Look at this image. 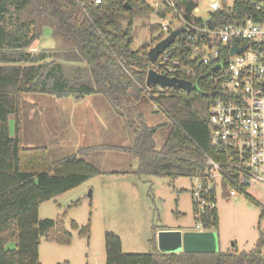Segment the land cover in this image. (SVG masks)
<instances>
[{"label": "trees", "instance_id": "16d2710c", "mask_svg": "<svg viewBox=\"0 0 264 264\" xmlns=\"http://www.w3.org/2000/svg\"><path fill=\"white\" fill-rule=\"evenodd\" d=\"M182 3L190 19L198 0ZM250 9V0L236 1L234 10L239 16ZM152 13L143 0H103L100 4L94 0H0V264H41L43 238L71 243L73 233L63 217L41 219L39 207L101 173L85 152L55 159L47 146L29 147L23 139V95H101L110 100L131 128L129 150L138 159L131 173L136 175L192 179L204 170L205 154L217 157L208 123L221 88L212 65L193 58L186 34L165 53L190 65L191 72L176 76L197 88L190 92L172 87L161 90L146 84L153 64L148 56L150 46L133 49V25L137 16ZM228 22L230 17L225 14L221 23ZM45 27L51 29L56 48L30 51ZM164 36L162 33L153 44ZM150 103L166 115L165 124H147L144 107ZM11 116L15 119L14 135ZM158 134L163 139L160 146ZM202 221L207 230H218L217 207L208 210ZM70 225L89 237L90 222L80 227L72 220ZM105 243L107 264H264L263 234L249 251L235 245L212 253H164L155 244L149 253H125L120 236L112 231L105 233Z\"/></svg>", "mask_w": 264, "mask_h": 264}, {"label": "rangeland", "instance_id": "374dc122", "mask_svg": "<svg viewBox=\"0 0 264 264\" xmlns=\"http://www.w3.org/2000/svg\"><path fill=\"white\" fill-rule=\"evenodd\" d=\"M206 11L207 8L201 5V14ZM167 21L169 19L165 20ZM163 23L164 20L155 13L137 16L133 25V49L138 50L146 45L153 47L156 44H153V40L162 35L160 26ZM165 36H168V33ZM57 44L51 29L45 27L42 37L34 41L29 50L39 53L45 49L56 48ZM56 98L51 94L23 95L20 104L23 127L28 128L29 117H31L33 126L38 127L42 133L48 113L53 129H58V127L60 129L57 135L50 134L51 137L45 139L39 146L47 144L49 146L47 148L53 157H58L57 159L76 155L80 151L92 158L93 149L100 146H95L92 132L91 130L85 131V126L91 124L93 119L102 123L104 117L92 116L90 112L82 110L75 115H70L68 110L66 113L59 112V107H62L56 106ZM63 106L72 111L76 105L69 101L68 105ZM46 109L49 112L46 111L45 114ZM73 110L77 113L76 108ZM144 112L146 122L150 126H161L167 122L166 115L158 111V107L152 103L144 107ZM115 118L118 121L120 118L122 121V117L117 114ZM118 121H116L117 129L123 134ZM10 126L11 135H14L15 119L13 116L10 117ZM126 127L131 135V142L127 147L123 145V140L117 141L115 145H101L103 150L111 153L121 152L125 155L123 158L126 157V159L119 161L114 160L113 155H101L100 160L94 161L101 174L92 177L64 195L41 203L39 207L41 219L63 217L66 227L73 233L71 243L66 245L43 238L39 247L41 264H57L65 261L69 264H107L105 243L107 231L120 236L125 253H149L154 251L155 244L159 249L157 235L164 230L165 226L182 231L194 232L196 230L190 177L181 176L171 179L125 172L131 166L136 168L138 165L137 159L133 156L127 157V154L122 152L128 151L127 148L133 141L131 128L129 125ZM78 131H81L83 142L78 139ZM60 132L66 134L64 138L58 137ZM62 141L68 146L61 147V149L59 147L60 153H58L56 152L57 145ZM156 141L158 146L162 144L163 139L160 134L156 136ZM80 145L83 147L81 150H79ZM89 161L92 160L89 159ZM77 200H80V203L72 205ZM263 203L264 189L260 186L250 187L247 194L239 193L233 197H226L222 189L218 188L219 228L210 230L218 235V251H228L235 245L239 250L244 251L255 247L260 235L264 236ZM72 220L76 221L80 227L90 222L89 237L80 235L79 229H71Z\"/></svg>", "mask_w": 264, "mask_h": 264}, {"label": "built area", "instance_id": "2783aa9c", "mask_svg": "<svg viewBox=\"0 0 264 264\" xmlns=\"http://www.w3.org/2000/svg\"><path fill=\"white\" fill-rule=\"evenodd\" d=\"M143 1L164 20V35L184 27L182 34L190 41L193 58L212 65L221 88L208 123L217 157L205 154L204 170L192 178L195 231H210L202 220L217 207L218 188L226 197L247 194L250 187L264 189V0H250L251 9L242 17L234 10L237 0H198L190 19L183 0ZM201 5L207 8L204 14ZM225 14L230 22L222 24ZM234 48L240 51L232 53ZM160 56L150 69L168 76L192 71L180 59ZM262 209L264 217V203Z\"/></svg>", "mask_w": 264, "mask_h": 264}, {"label": "crops", "instance_id": "0c3cea01", "mask_svg": "<svg viewBox=\"0 0 264 264\" xmlns=\"http://www.w3.org/2000/svg\"><path fill=\"white\" fill-rule=\"evenodd\" d=\"M34 94H37V93H34ZM26 95H30V94H26ZM55 101H56L55 103L57 104L56 106L62 107V108L59 107V112L66 113V111L68 110V112H70L69 113L70 115H75V114H78V112L80 110H82L83 112L84 111L90 112L92 114V116L93 115H101L104 117L102 123L100 121H98L97 119H96L97 121H95L93 119L92 120L93 122L91 124H89L88 126L87 125L85 126V131L91 130L92 138H93L94 142L96 144H98V143L100 144V145L95 144V146H100V147H95L93 149L92 155H91L92 161L100 160L101 155H103V156L113 155L114 160L117 159L119 161L126 159V157L123 158V156H125V155H123L121 152H118V154H115V153H111L108 150H103L101 147V145H105V144L115 145V143H117V141H119V140H123V145L125 147H127V145H129L131 142V135L127 131V127H126V125H128V124L126 123L125 118L120 115L119 110L117 111V109L112 106L110 100H108L107 98H105L101 95H88V96H85L82 98H77L74 96H72V97L69 96L68 98L57 97ZM69 101H71L72 104L74 103V105H76L74 108H76L77 113H74V110H73L74 108L72 109V111H73L72 112L71 110H69L63 106V105H68ZM33 103L37 104V105L40 104L39 102H36V103L33 102ZM46 111H48V110L47 109L44 110L45 114H46ZM116 114L122 117V121H120V118H119V121L115 118ZM58 115H60V117H61V114L58 113ZM29 121H30V124L28 125V128H23V139L25 140V143H27L29 147L38 146L40 143H43L45 139L51 137L50 134L55 135L57 133V131L60 129V127H58V129L57 128L53 129V127H52L53 123L51 122V119H50L48 113L45 117L46 122L44 124V131L42 133L40 132V129L38 127L33 126V123H32L33 118L29 117ZM116 121L119 122V127H120V130H122L123 134L118 131ZM82 130H83V126H82ZM77 134H79L78 139L81 140V131L80 132L78 131ZM65 135L66 134L60 132L58 137L64 138ZM63 142L64 141L60 142V144L57 145L56 152L60 153L59 150L61 149V147L68 146L67 143L64 144ZM81 142H83V141L81 140ZM101 142H103V144ZM44 146L49 147L45 143H44ZM81 146L82 145H80L79 150H81L83 148ZM59 147H60V149H58ZM127 149H128V151H122V152H125L127 154V157L133 156L134 159H137V157L133 154V151L129 150V148H127ZM79 150H78V152H79ZM54 158L57 159L58 157L54 156ZM137 163H138V161H137ZM134 169H135V167L131 166L130 169L125 171V172L131 173V171ZM125 172H123V173H125ZM114 173L117 174V172H114ZM163 229L164 230H176L177 228L165 226Z\"/></svg>", "mask_w": 264, "mask_h": 264}, {"label": "water", "instance_id": "95a60500", "mask_svg": "<svg viewBox=\"0 0 264 264\" xmlns=\"http://www.w3.org/2000/svg\"><path fill=\"white\" fill-rule=\"evenodd\" d=\"M183 31L184 27L172 30L168 36L151 47L148 51L150 61L152 63L156 62L158 57L165 53L167 48L176 41ZM236 51L240 50L234 48L232 53ZM146 84L148 87L159 85L161 87L180 88L187 92L197 88V86L189 80L161 74L154 69H149ZM157 242L159 250L164 253H212L218 251V235L213 231L191 232L182 230H162L157 235Z\"/></svg>", "mask_w": 264, "mask_h": 264}]
</instances>
